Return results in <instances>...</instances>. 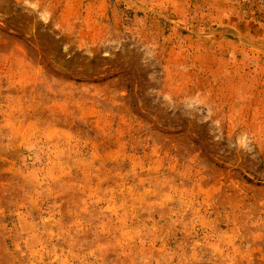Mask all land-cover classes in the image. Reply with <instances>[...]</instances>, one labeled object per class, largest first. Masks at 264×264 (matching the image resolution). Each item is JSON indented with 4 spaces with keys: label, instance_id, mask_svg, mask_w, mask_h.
Here are the masks:
<instances>
[{
    "label": "rangeland",
    "instance_id": "obj_1",
    "mask_svg": "<svg viewBox=\"0 0 264 264\" xmlns=\"http://www.w3.org/2000/svg\"><path fill=\"white\" fill-rule=\"evenodd\" d=\"M0 264H264V0H0Z\"/></svg>",
    "mask_w": 264,
    "mask_h": 264
}]
</instances>
